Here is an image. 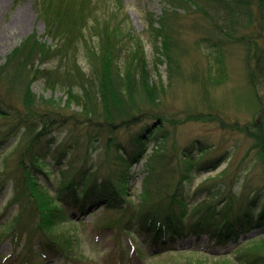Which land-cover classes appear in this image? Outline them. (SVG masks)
<instances>
[{
  "label": "rangeland",
  "instance_id": "1",
  "mask_svg": "<svg viewBox=\"0 0 264 264\" xmlns=\"http://www.w3.org/2000/svg\"><path fill=\"white\" fill-rule=\"evenodd\" d=\"M98 1L103 3L109 0ZM122 1L124 12L120 15L114 14L119 5L116 7L114 3L113 7L108 4L110 9L102 5L98 10L101 19L92 33L97 37L95 34L98 30L103 32L106 28L110 33L121 28L124 33L134 31L145 46L151 68L155 73L159 69L162 74L164 92L158 105L142 124L115 128V139L119 147L133 148L135 136L145 131L148 133L147 128L151 129L152 134L143 157L129 167V177H123L129 182L126 195L122 193L125 198L120 196L122 203L125 202L122 210L101 202L91 204L84 211L78 205H65L70 217L76 220L62 224V229L68 230L75 245L73 247L72 244L71 257L43 247L41 241L34 238L33 249H27L31 256L33 254L36 264H67L68 261L70 264H121L122 260L125 264H187L193 261L196 256L185 253L188 250L162 251L160 255H157V251L155 255V248L148 245L144 256L134 251L137 245V249L144 248L142 237L137 238L130 230H133L138 220L134 215L143 209L144 200L141 197L145 195L146 181L150 175L147 187L152 188L154 193L161 191L167 195L180 190V195L190 207L209 199L211 191L220 199L229 192L237 195L239 200L234 209L239 213L248 207L258 217L264 209V162L258 156L259 150L255 148L256 143L251 136L258 132L256 125H264V7L260 9L258 0L252 1L253 24L245 27L248 18L241 13L245 19L243 27L239 30V36L230 38L226 35L229 28L223 13L225 8L210 9L208 12L211 15L207 16L194 6L173 10L163 0ZM166 11L169 14L165 17ZM260 12L263 13L262 18ZM213 16L215 20L210 19ZM162 20L173 28L172 35L176 40L174 49L177 65L174 71L168 69V62L159 58L156 50V47H160L161 39L157 34ZM34 34L48 45L53 42L38 11L37 1L0 0V67L6 62L9 53ZM86 41L89 43L90 37ZM79 56L80 63L85 64L84 49L81 48ZM56 64L57 61L54 65L44 64L42 68ZM171 72H174L173 77L170 76ZM33 91L38 97H53L62 105L67 99L63 89H48L44 80H37ZM257 100L260 104L255 106ZM13 101H17L16 98ZM61 112L63 116L60 123H63L57 125L56 130L44 141L49 142L51 147L44 143L42 151L54 150V142L56 146L62 145L65 156L58 163L57 158L54 160L48 154L46 158L56 165L55 174L51 178L41 174V179L55 192L59 184L67 181L66 177L88 160V164L94 168L103 165V170L99 168L98 172L100 179L108 170L115 183L120 178V167H112L104 158L106 141L93 142L87 151L84 142L89 122L71 109ZM2 124L0 122V129ZM160 124H164L165 130L157 135L159 131L155 130ZM103 129L108 132L106 126ZM26 134V129L22 127L3 140L0 145V172L4 171V161L7 159L9 169L5 171L14 173L18 164L14 151L25 140ZM118 152L114 146V151H111L114 159ZM187 154L193 156L195 171L191 174L192 179L188 176L183 180L179 170H184L181 159ZM159 155H162L161 161ZM154 160H159V163H154ZM152 162L156 166L151 171ZM18 183L9 180L0 195V264H23L18 255L29 242L27 235L19 232L8 234L20 212L26 211L28 224L32 231L35 229L36 210L32 203L24 201L23 206L10 207L15 189L23 190ZM258 194L260 200L254 206L251 205V199ZM239 204L245 207L242 209ZM124 208H128L127 215L124 214ZM262 232L264 228H255L246 237L231 239L227 243H218L204 234L197 241L191 235L187 239L179 238L167 248L183 247L191 250L201 247L202 258L207 263L228 258L236 264H245L241 256L244 245L248 243L246 238L250 239ZM14 239L19 240L18 249L15 248ZM239 242L246 243L238 247ZM25 255L26 252L23 257ZM216 256L222 257L214 258Z\"/></svg>",
  "mask_w": 264,
  "mask_h": 264
},
{
  "label": "trees",
  "instance_id": "2",
  "mask_svg": "<svg viewBox=\"0 0 264 264\" xmlns=\"http://www.w3.org/2000/svg\"><path fill=\"white\" fill-rule=\"evenodd\" d=\"M36 1L38 11L46 23L48 36L53 41L52 44L48 45L38 40L34 34L9 53L6 62L0 67V122L3 123L0 129V145L3 140L22 127L27 133L25 140L14 151L18 162L14 173L5 171L9 169V165L7 159L4 161V171L0 172V195L9 180L13 179L14 182L16 180L17 183L19 181L18 185L23 190L15 189L10 207L26 201L32 203L36 210L34 231L28 224L26 211L23 210L14 219L13 228L8 232V234L11 232L26 234L31 243L27 242L18 255L23 264H36L33 254L31 256L27 249H33L34 238L41 241L43 247L59 254L63 253L67 257L70 256L72 244L73 247L75 245L71 241L73 238L69 236L68 230L62 229V224L68 221L76 222V220L70 217L65 205L67 207L78 205L84 211L91 204L101 202L105 206H114L115 209L122 210L124 207L122 204L125 202L122 203L120 196L125 198L122 193L126 195L129 182V179L126 180L123 177H129V167L143 157L146 143L150 140L152 133H150L151 129L147 128L148 133L145 131L133 138V148H125L117 145L114 129L142 124L153 112V108L158 105L161 94L164 92L161 82L162 74L159 69L155 73L151 68L145 46L134 31L124 33L121 28L114 29L110 33L106 28L103 32L98 30L95 34L97 37H94L92 33L101 19L98 16V10L102 5L106 9H110L108 4L113 7L114 3L116 7L119 5L114 14L120 15L124 12L122 0H109L103 3L98 0ZM163 1L173 10L194 6L207 16L211 15L208 12L210 9L225 8L223 13L229 28L226 35L230 38L239 36V30L243 27L245 19L241 13L248 18L247 23L244 24L245 27L254 22L251 11L254 0ZM258 4L262 9L264 0H258ZM217 13L222 15L219 10ZM168 14L166 11L165 17ZM260 16L263 17L262 12ZM210 19L215 20V17ZM172 30L173 28L166 25L163 20L160 22L157 36L161 41L160 47H156V50L159 53L158 57L168 62V69L174 71L177 65L175 58L177 53L174 49L176 40ZM87 37H90L89 43L86 41ZM92 40L95 41L91 43ZM81 48L85 50V64L80 63ZM162 59L159 61L163 62ZM55 61H57L55 66L42 68L44 64L54 65ZM173 74L174 72H171L170 76L173 77ZM37 80H44L48 89H63L67 95L64 105L58 104L53 97L49 99L38 97L33 91V85ZM14 98L17 101H13ZM259 102L257 100L255 106L259 105ZM68 109L89 122L84 142L87 151L91 149L93 142L106 141L107 151L103 153L104 158L112 167L115 165L120 167L118 171L120 178L116 179L115 183L113 175L108 170L100 179L98 172L103 165L100 164L99 168H94L88 164V160L74 170L72 175H68L67 181L65 179V182L59 184L55 192L41 179V174L50 178L55 174L56 165L46 158L48 154L52 155L54 160L57 158L58 163H61L65 156L66 151L62 149V145L56 146L54 142V150L42 151V148L44 143L51 147L49 142L44 141L56 130L57 125L63 123H60V118L63 116L61 111ZM105 126L108 129L107 133L103 129ZM256 128L258 132L252 133L251 136L255 140V148L259 150L258 156L264 162V125L258 124ZM164 130V124H160L155 131H159L157 135H160V132ZM114 146L119 151L115 159L114 154L111 155ZM159 156L161 161L162 155ZM181 160L184 164V172L179 170L182 174L181 179L184 180L188 176L192 179L191 174L195 171V165H192L193 156L187 154ZM154 163H159V160H154ZM155 166L152 162L151 171ZM71 176L72 179H70ZM149 179L151 175L146 181L145 195L141 197L144 200L143 209L134 215L138 220L136 225H133V230H130L137 238L142 237L144 248L137 249V245L134 249L140 256L146 254V247L149 245L155 248L154 254L158 251L157 255L162 254V251L188 250L185 253L196 258L194 257L193 261L187 264H236L228 258L207 263L202 258L201 247L190 250V248L177 249L167 248V246L175 243L179 238H188L191 235L199 239L202 234H207L218 243H227L231 239L246 237L255 228H264V209L258 217H255L248 207L246 209L245 206L242 207L243 204H239L242 209L245 208L242 213L237 212L234 206L239 199L233 193L229 192L220 199L210 191L209 199L206 198L190 207V204L180 195V190L167 195H163L161 191L154 193L152 188L147 187ZM259 200L258 194L251 199L250 204L253 205ZM124 209V214L127 215L128 208ZM246 240H248L247 244L239 242L238 245L240 247L245 244L242 261L245 264H264V232L250 239L247 237ZM13 243L18 249L19 240L14 239ZM25 252L27 255L23 257ZM217 257L222 256L214 258ZM70 263L68 261L67 264Z\"/></svg>",
  "mask_w": 264,
  "mask_h": 264
}]
</instances>
